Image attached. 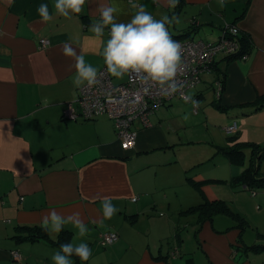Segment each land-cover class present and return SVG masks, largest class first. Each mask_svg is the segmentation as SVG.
I'll list each match as a JSON object with an SVG mask.
<instances>
[{
    "label": "crops",
    "instance_id": "1",
    "mask_svg": "<svg viewBox=\"0 0 264 264\" xmlns=\"http://www.w3.org/2000/svg\"><path fill=\"white\" fill-rule=\"evenodd\" d=\"M41 2L0 0V262L13 261V252L38 249L50 259L49 254L59 251L45 240L19 238L27 235L26 228L41 227L42 218L50 209L64 216L81 213L90 228L85 236H80L71 223L62 230L72 233L74 243L86 241L90 245L100 240L103 233H117L119 239L111 250L130 252L126 256L129 264H185L179 260L183 256L182 243L177 249L181 256L168 257L173 247L166 248L161 243L152 248L144 234L130 228V217L138 219L148 212L166 210H177L184 217L189 208L204 202L235 203L239 194L241 200L251 201L253 212L256 206L258 213L264 214V191L247 197V188L231 186V179L241 174L240 166L231 163L224 169L225 175L207 178L202 177V168L196 165L211 157L214 163L227 159L218 153V147L233 144L224 128L234 122L238 124L237 138L248 128L263 130V136L258 133L256 138H264V107L257 110L264 97V0H177L174 6L169 0H111L119 11V21L129 20L136 8L144 5L157 18L165 13L175 17L168 25L173 36L191 31L194 26L190 38L204 30L213 36L206 42L215 43L225 27L235 25L240 36L247 35L251 41L245 58L229 61L219 56L216 68L204 75L201 84H209L207 89L214 93L210 110L198 108L196 113L191 105L186 108V118L181 117L170 107L186 102L171 100L151 115V126L136 122L137 141L131 150L122 148L109 117L86 121L80 116H67L71 105L79 111L78 91L87 83L75 82V60L64 55L63 44L70 41L99 73L106 69L100 55L101 43L92 38L88 25L99 19L97 5L109 0H86L82 12L70 17L54 13V0H43L54 13L49 21H43L37 12ZM43 39L49 40L46 47L41 46ZM217 67L226 72V88L220 102L213 86ZM111 78L120 85L128 81L129 75ZM206 95L202 89L192 98L200 106ZM215 102L223 109H218ZM244 116L248 117L244 120ZM216 124L220 134L211 139L208 155L197 161L191 155L179 162L174 160L175 153L189 142L188 129ZM222 135L227 138L223 143L218 141ZM192 181L200 187L193 186ZM193 187L198 190H191ZM221 188L224 193H220ZM104 198H110L118 209L110 219L102 216ZM240 213L246 218L249 214ZM177 224L175 235L183 227L180 222ZM199 227L195 236L201 259L196 263L190 257L192 261L186 260V264H259L251 259V250L246 247L264 244V234L262 239L247 245L237 226L222 229L214 218L212 222L199 223ZM47 233L52 240L60 235ZM181 237L184 242L183 233Z\"/></svg>",
    "mask_w": 264,
    "mask_h": 264
},
{
    "label": "clouds",
    "instance_id": "2",
    "mask_svg": "<svg viewBox=\"0 0 264 264\" xmlns=\"http://www.w3.org/2000/svg\"><path fill=\"white\" fill-rule=\"evenodd\" d=\"M176 2L177 0H169L171 6ZM85 3L86 0H54V13L70 17L74 13H81ZM97 7L99 19L88 25V31L93 34L92 38L101 43L100 55L107 73L117 78L134 74L141 83L157 85L164 96L179 93L186 103L190 101L194 108L198 106V101L181 91L184 87L179 80L183 67L182 46L172 37L168 28L175 17L165 13L157 18L144 5H140L129 20L119 21V11L111 0L106 4H98ZM37 12L43 21L51 20L54 14L43 0L38 5ZM232 31L235 32L236 29L233 28ZM62 52L75 60L77 84L86 82L91 86L97 83L100 74L98 68L88 62L82 53H77L70 41L64 42ZM117 210L110 198L103 199L104 218L110 219ZM68 223L78 229V234L82 237L90 231L79 211L64 216L55 209H50L44 215L41 227L49 234L60 233ZM59 249L51 257L54 264H73V256L84 262L92 256V249L86 241L78 244L73 241L64 242L59 245Z\"/></svg>",
    "mask_w": 264,
    "mask_h": 264
},
{
    "label": "rangeland",
    "instance_id": "3",
    "mask_svg": "<svg viewBox=\"0 0 264 264\" xmlns=\"http://www.w3.org/2000/svg\"><path fill=\"white\" fill-rule=\"evenodd\" d=\"M212 37L213 36L206 33L204 30H199V32H197L194 36L196 40H203V41H211ZM113 80L114 82H116L115 79ZM207 86H209V84L203 83L200 84V86H198L197 88L190 89L187 92V94L192 97L195 92L201 91L202 89L206 90L207 92L206 98L201 100L202 104H200V106L198 105V108L201 110L202 108L203 110H210L211 108V104L209 102H210V97L214 93L213 90L207 89ZM177 105L170 107V109L173 110L176 109L175 113H178V115L181 117H186L188 115V110H186V108L187 106H191L192 104L182 103V105L180 106ZM226 115L227 114H225L224 116ZM247 117L248 116H244L242 118H244L245 120ZM256 124L257 123H254V126H256ZM248 129L249 130H245L243 133L238 135L237 138L238 140L236 142L257 143L262 147H264V142L262 143L259 142L264 138H260V139L256 138V135L258 133H260V136L261 135L263 136L262 133L263 130L261 131V129H256L257 131L256 132L255 129L252 128H248ZM186 132L190 137L189 139L186 138L188 139L187 141L189 142H186L185 145H182L180 147L179 152H176L174 155V157H176L174 158V160L176 161L177 159L178 162L180 161L179 159L187 155H191L194 161H197V159L202 157L203 155L205 157L210 153L208 152V148H211V144H212L211 139L214 138L217 134H220V131L218 129V124H216V127L209 125H203V126L199 125L191 129H188ZM218 141L223 143L224 141H227V138L222 135V137L220 136L218 138ZM229 142L231 141L229 140ZM252 154H253V150L249 146H246L245 163L240 166V168H242V171L248 168L250 161L252 159ZM199 163L200 161L196 163V165L197 167L202 168L201 175H204L202 177H207V178L214 177L215 175H222V174L225 175L227 172H224V169H227V167L231 166V162L228 159H225L224 162L219 161L218 163L216 160V162L214 163L213 157L209 158L203 163L200 164ZM261 170L264 172V160L261 163L260 171ZM191 190H198V189L194 188ZM222 192L224 193L225 191H223V189L221 188L220 193ZM244 194L245 195L247 194V197L254 196L251 191H247ZM240 196L241 194L238 195V200L235 203L229 204V207L231 208L232 212L235 213L236 215L230 214V216H227L219 213L217 216H215V222H216V226L222 229H226V227L229 226L241 227L242 225L244 226L245 223L244 220L242 219L243 215L240 212H245V211L248 212L249 213L247 216L248 219L247 218L246 219L249 221V225L247 224L246 228L242 230L243 240L245 241V243H247V245H252L255 242H257V240L262 239L261 235L264 234V214L258 213L256 206L253 212L251 210L252 208L251 201L244 199L241 200ZM174 208H177V206ZM237 213L241 214L242 216L238 217ZM181 216L177 210H171V211L166 210L163 212L160 211L156 213L148 212L144 215H141L140 218L138 219L130 217L129 219L131 221L132 227L130 226L129 227L130 228L134 227L135 230L137 229L142 234H144L145 238L150 240L152 248L156 246L159 247L161 243L166 248H168V246L173 247L175 245L173 240L175 237L174 227L179 225L177 223L180 222L181 223L180 225L183 226L181 230L183 233L184 242H182L183 256L182 258L180 257L178 258H180L179 260L185 264H186V260L189 259L190 257L194 259L196 263H199L202 254L200 253L201 250L198 248L195 235H197L200 229L199 227L200 213L193 212V213L185 214L184 217ZM258 224L260 225L259 227ZM185 226L187 227L185 228ZM171 233L173 234V236ZM100 240L94 241L92 242V244L89 245L92 249V256L89 258L88 264H129L126 262V256L129 255L130 252L127 253L125 252V250H120V251L117 250L113 252L111 250V246L104 247L101 244ZM243 240L242 239L240 240L242 246H244ZM25 248H29V246H25ZM189 250L190 252L188 253ZM248 253L251 256V259L257 261L259 264H264V251H262L261 253L249 251ZM18 254L20 256L18 258L14 257L13 261H10V263L0 262V264H54V262L51 259L53 254H49L50 259H48L47 254L39 251L38 249L28 250L27 253H25V251L21 253L18 252ZM245 254H247V252ZM203 260L205 259L203 258ZM73 264H74V260H73Z\"/></svg>",
    "mask_w": 264,
    "mask_h": 264
},
{
    "label": "built area",
    "instance_id": "4",
    "mask_svg": "<svg viewBox=\"0 0 264 264\" xmlns=\"http://www.w3.org/2000/svg\"><path fill=\"white\" fill-rule=\"evenodd\" d=\"M236 31L233 32L232 29ZM177 40L182 46L183 67L179 80L184 85L181 89L185 94L188 90L196 88L203 81L204 75L212 72L219 56L245 58L240 42V30L236 26H227L222 30L220 39L215 43L194 38ZM49 45V40H41V46ZM218 98L221 96V85L215 83ZM78 112L73 105L69 108L67 116L77 119L93 120L101 116L109 117L115 125L117 137L124 150H131L136 146L137 132L134 129L136 122L145 127L151 126V115L173 99H182L179 93L164 96L155 84L141 83L135 75H131L124 84L115 85L107 70L100 72L96 84H85L78 91ZM197 101V100H196ZM198 112V106L195 107ZM238 131V124L224 128L226 135H234ZM137 199H135L136 201ZM118 234L106 232L101 236V244L106 247L115 243ZM18 252L13 257L18 258Z\"/></svg>",
    "mask_w": 264,
    "mask_h": 264
},
{
    "label": "trees",
    "instance_id": "5",
    "mask_svg": "<svg viewBox=\"0 0 264 264\" xmlns=\"http://www.w3.org/2000/svg\"><path fill=\"white\" fill-rule=\"evenodd\" d=\"M233 26H235V25H233ZM190 28H191V31H187L186 33H184L180 36H176V35L173 36L172 35V37L178 38V39L188 38L191 36V34L194 31L193 30L194 26H192ZM240 42L242 44V52H241V54H239V56L247 54L248 50H246V48L249 49L251 46V41L249 40L247 35L243 34V37L240 36ZM226 59L231 61V60L237 59V58L227 57ZM215 68H216V66L214 67V69ZM217 75H218L217 79L214 82L213 86H214V89L216 90L215 83L217 81L220 83L221 90H222L221 96H222V94L226 88V72H225V70H222L221 68L217 67ZM221 96L219 97V102L221 101ZM213 104L218 109H223V106H221L220 103L215 102ZM263 107H264V97L260 100V103L258 104L257 110L263 109ZM225 109L226 108H224V110ZM227 136H228V139L231 142H233V144L227 145V146L221 147V148L218 147V153L223 154L232 164H234L236 166H241L245 163L246 146H249L253 150L252 159L250 161L248 168H246L238 176H235L231 179V182H230L231 186H233V187H245V188H247V190L251 191L253 195L257 194V192H259V191H264V172H262V170L260 171L261 163L264 160V147H262L261 145H259L257 143L236 142V140H235L237 138L236 134L230 135V136L227 135ZM192 184L195 187H200L199 183H197V182L192 181ZM193 212L200 213V217H199V223L200 224L205 223L207 221L212 222L213 219L215 218V216H217L219 213H221L222 215H227V216H230V214L236 215L235 213L232 212L231 208L229 207V204L223 200H214V201H208V202L201 203L197 206L191 207L187 212H185V214L193 213ZM237 216L241 217L242 215L237 213ZM242 219L244 220L245 225L244 226L242 225L241 227H239L241 229V231L244 228H246L247 224L249 225V222L247 221L245 216H242ZM25 231H26L27 235L19 236V238H21L22 240H28V241L45 240L46 242H49L54 247H56L58 250H60L59 245L61 243L71 241V239H72V233L69 231H66V230H64L60 233L57 240H52L49 237L47 231H45L42 227L26 228ZM181 233H182V230L180 228H178V232L176 233V235L173 239L175 245L173 246V250L171 251V253H169L168 257L173 256V255L181 256V253H179L177 251V249H179L178 246H180V244L182 243ZM118 239H119V235H118ZM115 243H113V244H115ZM176 245H177V247H176ZM109 246H111V245H109ZM109 246H106V247H109ZM246 250H251V251L256 252V253H261L262 251H264V244H255L252 246H248V247H246ZM72 259L74 260V264H88V262H89V260L82 262L80 260V258L77 256H73ZM191 261H192V259H187V263H190Z\"/></svg>",
    "mask_w": 264,
    "mask_h": 264
}]
</instances>
